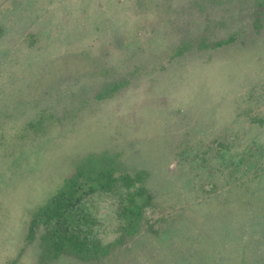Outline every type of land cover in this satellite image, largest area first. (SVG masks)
Instances as JSON below:
<instances>
[{
  "label": "rangeland",
  "instance_id": "374dc122",
  "mask_svg": "<svg viewBox=\"0 0 264 264\" xmlns=\"http://www.w3.org/2000/svg\"><path fill=\"white\" fill-rule=\"evenodd\" d=\"M165 3L0 0V264H264V0ZM106 154L145 172L134 233L42 258L33 212ZM82 202L114 242L118 196Z\"/></svg>",
  "mask_w": 264,
  "mask_h": 264
},
{
  "label": "trees",
  "instance_id": "16d2710c",
  "mask_svg": "<svg viewBox=\"0 0 264 264\" xmlns=\"http://www.w3.org/2000/svg\"><path fill=\"white\" fill-rule=\"evenodd\" d=\"M172 1L165 0L166 6L168 5L165 8L173 9ZM193 1L194 4L201 5L205 0ZM111 89L114 90L115 87L111 85ZM103 96H106V90L102 89L97 97ZM42 121L43 118H39L36 122ZM117 170L115 156H88L75 167L70 176L63 179L53 195L36 208L31 218L29 235L31 236L38 220L41 221L39 223L44 226V234L40 239L42 258L71 254L83 259H97L124 242L127 235L134 233L143 208L150 202L151 195L142 184L145 172L137 171L134 176L126 173L116 175ZM96 191H106L118 196L119 216L125 225L121 235L112 243L102 244L99 239L88 236L95 219L86 211L82 200L85 195Z\"/></svg>",
  "mask_w": 264,
  "mask_h": 264
}]
</instances>
